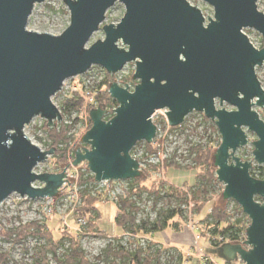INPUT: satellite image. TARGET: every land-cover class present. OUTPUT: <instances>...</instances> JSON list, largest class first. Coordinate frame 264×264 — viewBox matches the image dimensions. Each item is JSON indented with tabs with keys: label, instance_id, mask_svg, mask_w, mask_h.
Masks as SVG:
<instances>
[{
	"label": "water",
	"instance_id": "water-1",
	"mask_svg": "<svg viewBox=\"0 0 264 264\" xmlns=\"http://www.w3.org/2000/svg\"><path fill=\"white\" fill-rule=\"evenodd\" d=\"M44 1L0 0V206L14 193L56 198L66 184L65 170L35 171L54 148L43 150L25 133L36 116L51 127L63 121L53 98L64 82L93 66L117 74L135 62L139 83L133 91L127 83L110 85L119 106L109 120L104 107L90 111L93 125L82 138L90 148L76 147L72 165L87 162L96 182L140 178L141 163L132 150L141 141L154 142L155 113L166 109L171 127L203 113L221 135L214 166L225 185L223 200L236 201L251 220L244 244L226 243L221 254L229 261L264 264V180L236 155L249 144L247 128L258 137L253 153L264 165V120L254 109L264 108L256 72L264 65V47H255L244 32L254 29L264 39L259 0H203L214 8L207 18L188 0H63L71 20L60 35L28 29L35 5ZM117 2L126 8L122 20L104 25L105 38L89 46ZM38 181L45 186H35Z\"/></svg>",
	"mask_w": 264,
	"mask_h": 264
},
{
	"label": "rangeland",
	"instance_id": "rangeland-1",
	"mask_svg": "<svg viewBox=\"0 0 264 264\" xmlns=\"http://www.w3.org/2000/svg\"><path fill=\"white\" fill-rule=\"evenodd\" d=\"M188 1L192 5L200 8L206 18L214 16V8L205 1ZM257 4L259 10L264 13V0H259ZM125 11V5L121 2H117L110 8L106 20L100 30L93 35L89 46L99 39H104L105 33L102 27L106 24L119 23ZM70 20V11L63 0H45L35 5L28 23V29L60 35L68 28ZM244 32L248 35L254 46L261 49L264 45L263 36L254 29H245ZM120 46H123L122 43H120ZM135 70L136 63L132 62L128 63L121 72L109 75H111V78L116 79L115 82L120 86L125 87L127 83L130 90L133 91L139 83L138 80H134L133 78ZM256 72L264 88V65L257 67ZM128 78H131V81H127ZM82 79L83 77L77 76L67 81L72 86H81ZM53 100L61 110L63 103L61 97L56 96ZM82 101L79 110L75 109L70 114L72 120H76V125L68 135L72 138L70 139L71 141L69 140L70 156L76 147L82 148L85 145L82 138L91 129L89 128L88 119L89 106L85 100L82 99ZM217 106L220 108L219 101L217 102ZM101 107H104L107 111L105 115V119L107 120V116H110V109L106 105ZM223 107L228 110L235 109L234 106L228 103H225ZM94 108H98V106ZM254 109L264 120V108L256 106ZM202 114L199 112L191 113L185 119L182 128L180 126H178L180 128H177L169 126L166 110H160L155 113L153 122L155 124L157 123L156 125L160 128L157 135L158 141L155 145L157 147L156 151L154 154L148 155L145 141L137 143L132 150V155L141 163V170L148 168V164L159 167V171L152 172L150 176L151 181H156L158 184L165 181L167 185L183 187L187 190L195 188L196 175L202 169L199 166L195 169L184 168L187 166L193 167L196 164L194 155H191L192 149L200 145L204 148H213V152L215 153L218 148V143L221 141L219 131H216L211 123L206 124L202 119ZM60 124L61 122H56V126L51 127L48 125L46 119L41 116H36L25 127V133L40 148L45 151H50L54 141L51 130L55 128L56 131H59ZM215 127L217 128L216 124ZM245 130L248 134L249 144L238 149L236 155L243 161L251 162L253 166L251 172L254 177L264 180V165H260L255 160L253 153L255 147L252 142L256 141L258 137L247 128ZM66 146L67 144L65 143L59 144V148H65ZM57 152L54 149L53 153L48 155L47 159L40 163L35 171L37 173H61L64 170L66 171L67 182L62 187L58 197L29 199L14 193L0 206V254L5 256L0 261V264L32 263L36 247L43 242L41 238L39 236H30L26 241L22 242L18 240V237H11L8 233L21 225L36 221L47 224L48 229L56 239H59L64 231H71L80 235L82 248L94 264H104V251L110 244H112L115 250L125 248L126 250L133 251L136 249V240L143 250H148L151 242L157 243V245L152 247L151 254L156 256L157 251L161 250L162 264H207L208 260L212 264H245L239 257L234 261H229L222 256L220 249L215 243L214 238L216 237L211 231V228H214L215 225H208L209 222H213V219L210 218L208 222L205 221L207 214L212 212L213 207H220L225 209L228 214L227 224L234 223L236 219H242L245 226L249 227L251 224V220L243 210L240 211L238 209L241 206L236 201L223 200V192L225 189L223 183L219 182L211 188L208 197L211 201L201 213L196 208L192 212L185 210L183 208L185 203H181L173 196H168L165 193H161L162 199L159 201L157 207H155L154 198L147 193H143L139 198L134 197L137 205L141 209L138 214L139 223L145 220L155 222L160 209L182 210V216L176 217L173 220L174 224L172 227L155 234L154 237L141 236L135 239L131 234L123 233V231L118 232L114 228L115 216L121 214L119 209L120 198H126L131 180L95 182V184L89 186L91 195L98 200L97 205L100 212V218L95 221L98 223V231L94 233L87 229L88 223L85 220L77 218L80 210L84 208L83 202H81L78 196L81 188L79 184V172H87V169H89L88 163L83 162L78 166H73V161H69V167L62 166ZM162 157H165L167 161L172 159L178 167L166 168L164 166L165 161H162ZM89 172L93 175L90 169ZM86 177L87 175L84 178ZM35 186L43 187L45 183L38 181L35 183ZM260 201L262 202V200ZM91 211L92 209L88 213L86 220H89V218L92 219L93 213ZM67 247L68 244L59 250L60 255L66 252ZM246 248L249 247L246 246ZM49 258L55 264L52 254H50Z\"/></svg>",
	"mask_w": 264,
	"mask_h": 264
},
{
	"label": "trees",
	"instance_id": "trees-1",
	"mask_svg": "<svg viewBox=\"0 0 264 264\" xmlns=\"http://www.w3.org/2000/svg\"><path fill=\"white\" fill-rule=\"evenodd\" d=\"M263 47L264 45L261 48ZM110 76L111 75L108 73L106 80L103 82V90H101L99 96L97 97L98 107L106 105V107H109L110 109V116H107V120L114 116V111L119 106L118 102L114 100L109 93L110 85L116 81V79L111 78ZM127 81H131V78H128ZM82 102V99L78 97L64 101L61 106L63 117L65 114L70 116L71 112L75 109L79 110ZM93 108V106H89L88 113H90ZM201 116L206 124L211 123L212 127L216 131H219L218 128L215 127V122L209 120L204 114ZM88 119L89 128H91L92 120L90 115L88 116ZM75 125L76 120H73L72 124H66L63 121L60 124L59 131H56L55 128L51 130L53 132L51 133L52 138H54L51 148H54L56 151H58L57 155L60 157L61 165L67 166L70 164L69 161L75 160L77 150H73L71 156L69 155V143L71 141L70 139L72 138L68 136ZM180 127L182 128V125ZM61 143H65L67 146L65 148H59V144ZM220 144L221 141H219L218 147ZM83 147H88V145H84ZM146 148L148 155L154 154L155 150L152 144L146 143ZM214 154L213 148H204L200 145L192 149L191 155H194L196 164L193 167L187 166L184 168L195 169L197 166H199L202 170L196 175L195 188L188 189V192L184 191L182 189L183 187L167 185L165 181L159 184L156 181H151L150 176L152 172L159 171V167L148 164V168L142 169V176L140 178L130 181V188L127 191L126 198H120L119 209L121 214L115 216L114 228L118 230V232L123 231V233L126 232L131 234L135 239H138L141 236L154 237L155 234L163 232L167 228L172 227L174 224L173 220L176 217L182 216V210L180 209H160L155 222L145 220L139 223L138 214L140 213L141 209L137 205V201L134 199V197L139 198L143 193H147L149 196L154 198L155 207H157L159 201L162 199L161 193H165L168 196H173L181 203H186L191 198L193 202H195L196 210L200 213L203 212L211 201V199L208 198L211 188L219 183L216 175L217 169L214 166ZM170 161L165 160L164 166L166 168L177 166V164L173 162L172 159ZM79 173V184L81 188L78 196L81 202H83L84 208L80 210L77 218L85 220L88 223L87 229L95 233L98 231V223L95 221L100 218V212L97 205L98 200L91 195L89 188L90 185L95 184V176L90 174L89 169H87V172L80 171ZM251 174L253 175L252 172ZM85 175H87L86 178H84ZM257 200L261 199L257 198ZM91 209L93 217L92 219L89 218V220H86ZM238 209L240 211L242 210L241 208ZM210 218L213 219V222H209L208 225H215L214 228H211L213 235L215 237L218 235L223 236L224 238L228 239V243H239L241 240V233L245 232L248 228V226L243 224L242 219H236L234 223L227 224L228 214L226 213L225 209L220 207H213L212 212L207 214L205 221L208 222ZM8 235L11 237H18V240L22 242L26 241L30 236H39L41 238L43 242L36 247L32 263L30 264H53L49 258L50 254L53 255L55 264H94L90 261L86 255V252L82 248L80 235L71 231H64L61 237L56 239L52 232L48 229L47 224L36 221L21 225L15 230L9 232ZM66 244H68L66 252L60 255L59 250L62 247H65ZM135 245L136 249L129 251L125 248H119L118 250H115L112 244H110L104 251V264H162L161 250L157 251L156 256L151 254L152 247L157 245V243L151 242L148 250H143L137 240ZM223 245L224 244H218L217 247L221 249ZM4 258L5 256L0 254V261ZM207 264L212 263L208 260Z\"/></svg>",
	"mask_w": 264,
	"mask_h": 264
},
{
	"label": "built area",
	"instance_id": "built-area-1",
	"mask_svg": "<svg viewBox=\"0 0 264 264\" xmlns=\"http://www.w3.org/2000/svg\"><path fill=\"white\" fill-rule=\"evenodd\" d=\"M99 68V69H97ZM108 72L100 67V66H93L88 72H86L83 75H80V77H83L81 81V86H72L68 83V81H65L63 84V87L61 91L56 95L57 97L60 96L61 100L64 102L68 99L78 97L83 100H85L86 104L88 106L96 107L98 106L97 97L99 96L101 90H103V82L105 81V78L107 76ZM55 96V97H56ZM166 110V109H164ZM160 111V110H158ZM62 112V111H61ZM74 120V119H73ZM73 120L71 116L64 115L63 121L66 124H72ZM62 121V122H63ZM160 131V128L158 127L157 135ZM157 136L152 143L154 146V149L156 151L157 147L155 146L157 143ZM165 157H162V161H165ZM184 191L188 192L187 189L182 188ZM185 210L192 212V210L195 208V202L190 198L188 202L184 204ZM215 243L218 244H226L228 243V239L224 238L221 235L216 236ZM247 239V230L243 233H241V240L240 243L244 244Z\"/></svg>",
	"mask_w": 264,
	"mask_h": 264
},
{
	"label": "crops",
	"instance_id": "crops-1",
	"mask_svg": "<svg viewBox=\"0 0 264 264\" xmlns=\"http://www.w3.org/2000/svg\"><path fill=\"white\" fill-rule=\"evenodd\" d=\"M169 183V182H168Z\"/></svg>",
	"mask_w": 264,
	"mask_h": 264
}]
</instances>
